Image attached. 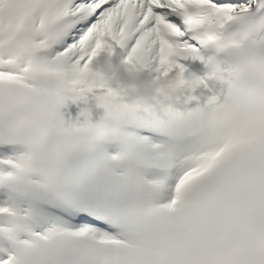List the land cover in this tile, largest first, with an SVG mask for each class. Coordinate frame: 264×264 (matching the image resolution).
<instances>
[{
	"label": "snow or ice",
	"instance_id": "snow-or-ice-1",
	"mask_svg": "<svg viewBox=\"0 0 264 264\" xmlns=\"http://www.w3.org/2000/svg\"><path fill=\"white\" fill-rule=\"evenodd\" d=\"M0 264H264V0H0Z\"/></svg>",
	"mask_w": 264,
	"mask_h": 264
}]
</instances>
